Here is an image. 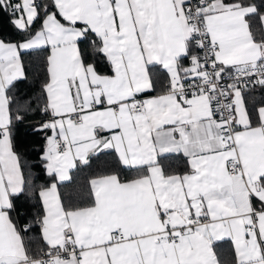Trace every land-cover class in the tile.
Wrapping results in <instances>:
<instances>
[{
    "label": "snow or ice",
    "instance_id": "6c2138e0",
    "mask_svg": "<svg viewBox=\"0 0 264 264\" xmlns=\"http://www.w3.org/2000/svg\"><path fill=\"white\" fill-rule=\"evenodd\" d=\"M0 264H264V0H0Z\"/></svg>",
    "mask_w": 264,
    "mask_h": 264
},
{
    "label": "trees",
    "instance_id": "16d2710c",
    "mask_svg": "<svg viewBox=\"0 0 264 264\" xmlns=\"http://www.w3.org/2000/svg\"><path fill=\"white\" fill-rule=\"evenodd\" d=\"M259 2V0H257ZM38 27V25H37ZM18 38V37H17ZM42 57L39 56H31L25 58V68L28 74V79L19 84V95L24 96L25 99L31 102V111L29 112V116L34 117V120H29L27 123H33L36 120L42 119L39 109L42 108L43 104L42 101L39 99L40 96V79H41V71H42ZM25 94H27L25 96ZM156 94V93H152ZM255 99L259 100L261 97V93L259 90L256 91ZM252 101L249 99V106L251 105ZM37 140L40 137H36ZM40 145L37 144L35 149L30 148V152L27 155V163L30 166H36L38 164L39 156H38V149ZM108 161H111V158H108ZM165 167L172 166L176 167V161H164ZM102 166V165H101ZM40 171L38 167H33V174L35 172ZM95 171V166L92 170L87 168H83L81 171L73 170L72 176L73 179L71 182H66L67 186H61V193L66 197L72 200L78 199L80 193L83 190V186L86 184V181L91 177L93 172ZM32 237L39 236V226H35V230L29 234ZM33 246H35V241H33ZM224 254H227L228 246H225L223 250Z\"/></svg>",
    "mask_w": 264,
    "mask_h": 264
},
{
    "label": "crops",
    "instance_id": "0c3cea01",
    "mask_svg": "<svg viewBox=\"0 0 264 264\" xmlns=\"http://www.w3.org/2000/svg\"><path fill=\"white\" fill-rule=\"evenodd\" d=\"M152 95H155V94H152ZM224 255H227L226 253Z\"/></svg>",
    "mask_w": 264,
    "mask_h": 264
}]
</instances>
